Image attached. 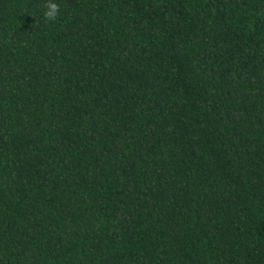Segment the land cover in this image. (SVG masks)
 Returning <instances> with one entry per match:
<instances>
[{
    "label": "trees",
    "instance_id": "16d2710c",
    "mask_svg": "<svg viewBox=\"0 0 264 264\" xmlns=\"http://www.w3.org/2000/svg\"><path fill=\"white\" fill-rule=\"evenodd\" d=\"M0 0V264H264V0Z\"/></svg>",
    "mask_w": 264,
    "mask_h": 264
},
{
    "label": "clouds",
    "instance_id": "9594fccd",
    "mask_svg": "<svg viewBox=\"0 0 264 264\" xmlns=\"http://www.w3.org/2000/svg\"><path fill=\"white\" fill-rule=\"evenodd\" d=\"M60 11V5L57 0H46L44 17L49 21H55Z\"/></svg>",
    "mask_w": 264,
    "mask_h": 264
}]
</instances>
